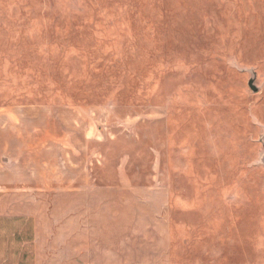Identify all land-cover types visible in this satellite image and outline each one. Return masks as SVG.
Instances as JSON below:
<instances>
[{
    "label": "rangeland",
    "instance_id": "obj_1",
    "mask_svg": "<svg viewBox=\"0 0 264 264\" xmlns=\"http://www.w3.org/2000/svg\"><path fill=\"white\" fill-rule=\"evenodd\" d=\"M12 113L61 181L124 183L134 228L95 264H264V0H0ZM41 193L71 264V189Z\"/></svg>",
    "mask_w": 264,
    "mask_h": 264
},
{
    "label": "crops",
    "instance_id": "obj_2",
    "mask_svg": "<svg viewBox=\"0 0 264 264\" xmlns=\"http://www.w3.org/2000/svg\"><path fill=\"white\" fill-rule=\"evenodd\" d=\"M11 117L0 120V264H62L60 215L44 208L41 193L62 187L71 189V264H95L106 258L100 254L122 250L137 218L124 216L132 203L121 198V208L106 206L124 183L99 180L104 166L78 164L71 165V179L61 181L59 165L43 161L45 120ZM29 190L35 194L29 197Z\"/></svg>",
    "mask_w": 264,
    "mask_h": 264
},
{
    "label": "water",
    "instance_id": "obj_3",
    "mask_svg": "<svg viewBox=\"0 0 264 264\" xmlns=\"http://www.w3.org/2000/svg\"><path fill=\"white\" fill-rule=\"evenodd\" d=\"M249 87H250V89H251L253 92H256V91H257V88L253 85V80H251V81L249 82Z\"/></svg>",
    "mask_w": 264,
    "mask_h": 264
}]
</instances>
